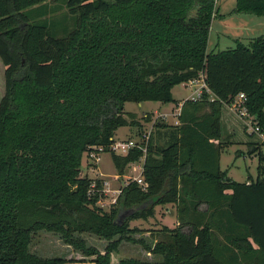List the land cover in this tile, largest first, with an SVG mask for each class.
I'll return each instance as SVG.
<instances>
[{
  "label": "trees",
  "instance_id": "16d2710c",
  "mask_svg": "<svg viewBox=\"0 0 264 264\" xmlns=\"http://www.w3.org/2000/svg\"><path fill=\"white\" fill-rule=\"evenodd\" d=\"M47 1L0 0V264L85 260L38 255L39 230L96 264H264V151L254 144L256 179L219 165L222 107L239 92L264 141V34L209 49L218 0H63L74 25L55 36L28 12H47ZM230 11L264 17V0H235ZM201 73L209 91L181 103L178 123L154 124L144 151L110 149L119 126L140 125L125 101H174L172 87ZM100 149L118 174L143 157L144 186L128 179L108 209L103 179L81 171L83 154ZM159 203L174 205L176 224L148 241L130 221ZM123 240L153 257L112 258Z\"/></svg>",
  "mask_w": 264,
  "mask_h": 264
},
{
  "label": "rangeland",
  "instance_id": "374dc122",
  "mask_svg": "<svg viewBox=\"0 0 264 264\" xmlns=\"http://www.w3.org/2000/svg\"><path fill=\"white\" fill-rule=\"evenodd\" d=\"M47 3L49 4L47 12L45 10L39 12L38 9L35 10L34 8L28 9L30 14H34L32 19L35 22L45 23L51 34L55 36L66 35L74 25V14L69 11L63 0H50ZM234 3L235 0H218V15H223L222 17L215 15L212 21L208 41L209 49L218 50L234 47L237 39L248 43L252 37L264 34V17L246 12H231L230 10L234 6ZM1 75L0 79L3 81L4 77ZM186 82L175 84L172 87L174 101L165 103L158 100L125 101L123 108L125 114L127 112H134L135 118L139 121L140 125H121L115 130L113 138L117 140L130 137L141 140L142 133L148 129L153 131L155 128L154 124L157 122L172 125L170 123L172 117L178 116L180 111L179 109L177 113L176 110H173L177 106V103L180 101L182 103L186 98H191L190 96L196 92V86H190ZM3 92L4 83L0 86V97ZM208 95L211 96L210 94ZM226 106L224 104L222 109ZM233 115L236 117L235 123L231 127L223 125L222 128L220 137L222 143L219 158L220 168L225 170L228 176L238 181H247L248 175L256 179L258 176V157L252 149L255 147V144L264 151L263 136L259 134V131L250 132L247 129V123L252 126L256 125L252 114H248L242 119L235 113ZM146 117H149V119L145 120ZM141 157L137 161L129 163L123 174H118L109 151H89L83 154L81 161L82 173L103 179L105 195L98 202L102 208L108 209L119 194L120 187L126 184L128 179H133L134 176L139 175L142 165ZM165 207H169V213L165 211ZM174 214L173 204L159 203L155 205L154 216L147 220L140 218L131 220L130 225H139L144 229H148L142 235L149 241L152 235L149 230H156L162 223L169 226L176 224ZM82 236L87 244L94 245L101 251L104 250V246L107 243L105 239L87 232L82 233ZM30 248L40 256L61 255L65 258L85 259L83 261L76 260L78 262L74 264H95V262L86 260L90 256H85L80 250L73 249L71 245L64 242L59 234L51 231L39 230L34 233ZM122 256H146L151 258L153 254H147L139 243L123 240L119 244L118 250L112 252V258L114 259Z\"/></svg>",
  "mask_w": 264,
  "mask_h": 264
},
{
  "label": "built area",
  "instance_id": "2783aa9c",
  "mask_svg": "<svg viewBox=\"0 0 264 264\" xmlns=\"http://www.w3.org/2000/svg\"><path fill=\"white\" fill-rule=\"evenodd\" d=\"M186 83H188L190 86L191 85L196 86V92L190 96L192 99L199 98L203 89H205L206 91H209V88H208V86L204 80L203 73H201L198 77H195V78L188 80ZM225 104L232 110V112H234L236 115H238L241 119L244 118L245 116H247L248 114H250L247 107H246V104H245V94L243 92H239L237 95L234 96V98L229 103H225ZM247 125H248L247 129L250 132L251 131H257V132L259 131L260 132L259 126L257 124L252 126L249 123H247ZM150 131H151L150 129L145 130L142 133L141 140L133 139L130 137H128L126 139L114 140L110 144V149H112L113 151H115L117 153H127V151L129 149L134 148V147H138L144 151L146 149V144L149 140ZM259 134L263 136L262 132H260ZM98 158H99V156H98ZM142 158L143 157H141V159ZM141 170H142V165H141ZM141 170L139 172V175L134 176L133 179H136V181L139 184L144 186V181H143V178L141 176ZM119 191H120V189H119Z\"/></svg>",
  "mask_w": 264,
  "mask_h": 264
},
{
  "label": "crops",
  "instance_id": "0c3cea01",
  "mask_svg": "<svg viewBox=\"0 0 264 264\" xmlns=\"http://www.w3.org/2000/svg\"><path fill=\"white\" fill-rule=\"evenodd\" d=\"M4 68H5V65L3 64L2 60L0 59V75L2 74L3 77H4ZM2 83H4V79H3V81H2V79H0V86H2ZM180 105H181V101L177 103V106L173 110H176V112L178 113V110L180 109ZM164 111H162V112H164ZM231 112H232V110L229 107H227V106L222 109V111H221L222 127H223V125H225L227 127H231V125L235 123L236 117L233 115L234 112H232L233 114ZM178 122H179L178 117H177V115H175V117H172V121L170 123L176 124ZM165 208H166L165 211L168 212L169 211V209H168L169 207H165ZM76 262H78V261H70V260H68V261L62 262L61 264H74ZM90 262H93V261H90Z\"/></svg>",
  "mask_w": 264,
  "mask_h": 264
}]
</instances>
